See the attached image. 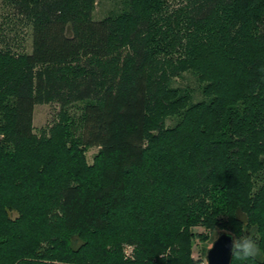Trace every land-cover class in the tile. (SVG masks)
Returning a JSON list of instances; mask_svg holds the SVG:
<instances>
[{
    "label": "trees",
    "instance_id": "16d2710c",
    "mask_svg": "<svg viewBox=\"0 0 264 264\" xmlns=\"http://www.w3.org/2000/svg\"><path fill=\"white\" fill-rule=\"evenodd\" d=\"M11 1L31 40L0 51V264H197L193 226L252 229L264 255V0H129L101 19L93 0ZM184 70L210 98L164 127ZM47 102L58 121L35 137Z\"/></svg>",
    "mask_w": 264,
    "mask_h": 264
},
{
    "label": "rangeland",
    "instance_id": "374dc122",
    "mask_svg": "<svg viewBox=\"0 0 264 264\" xmlns=\"http://www.w3.org/2000/svg\"><path fill=\"white\" fill-rule=\"evenodd\" d=\"M169 11L176 6V0H167ZM130 12L129 0H93L90 10V17L92 19H101L103 17H116L118 15L127 14ZM31 40V24L21 14L17 13L11 0H0V51L22 54L30 51ZM170 88L177 91L179 95H186L187 101L183 108L178 109L176 113L166 115L163 117V126L169 127L174 125L181 117L188 105L199 102L208 101L209 96L202 91L205 81H200L191 70H184L178 72L169 78L167 82ZM83 102L68 105L65 110L72 117V130H76L77 121L80 117L81 107ZM59 106L55 102L36 103L32 109V133L35 137L48 134L51 126L58 121ZM79 129L75 131L78 134ZM97 147L91 146L85 149L83 155L87 164L92 162L93 155L96 153ZM192 233L190 242V256L197 264H204L205 250L209 247L213 238L219 231L218 228L208 230L202 226H193L190 228ZM204 235L201 239L197 235ZM244 235L254 237L252 229H245ZM243 235V236H244ZM125 254H129L130 247H124ZM256 259H263L264 255L258 250V254L254 257Z\"/></svg>",
    "mask_w": 264,
    "mask_h": 264
},
{
    "label": "clouds",
    "instance_id": "9594fccd",
    "mask_svg": "<svg viewBox=\"0 0 264 264\" xmlns=\"http://www.w3.org/2000/svg\"><path fill=\"white\" fill-rule=\"evenodd\" d=\"M229 235L231 236L232 241L230 246L232 260L235 259L240 261L241 264H247L248 261L253 259L258 254V244L250 235L240 237L232 234ZM213 242L208 250L213 247ZM204 264H209L208 259L204 261Z\"/></svg>",
    "mask_w": 264,
    "mask_h": 264
},
{
    "label": "water",
    "instance_id": "95a60500",
    "mask_svg": "<svg viewBox=\"0 0 264 264\" xmlns=\"http://www.w3.org/2000/svg\"><path fill=\"white\" fill-rule=\"evenodd\" d=\"M216 237V239H215ZM212 240L213 247H209L205 250V260L208 259L209 264H229L231 259L230 246H231V236L228 232L220 230L217 232Z\"/></svg>",
    "mask_w": 264,
    "mask_h": 264
}]
</instances>
